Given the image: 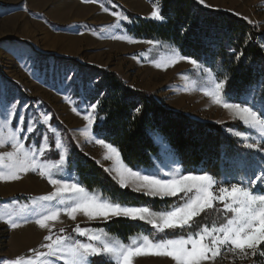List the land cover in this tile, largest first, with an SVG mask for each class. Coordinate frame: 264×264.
<instances>
[{
  "label": "rangeland",
  "instance_id": "374dc122",
  "mask_svg": "<svg viewBox=\"0 0 264 264\" xmlns=\"http://www.w3.org/2000/svg\"><path fill=\"white\" fill-rule=\"evenodd\" d=\"M153 3L154 0H0V129L4 128L7 112L13 113L11 127L17 125V116L23 117L20 127L25 129L21 133L22 138L27 136L25 146L34 144L40 147L46 135L50 151L40 159L50 163H60L63 150L55 148L59 139L68 152L66 161L58 170L59 176L79 181L68 164L70 146L67 131L83 152L105 169L114 168L113 160L104 158V147L94 142L100 138L94 131V124L90 130L87 129L84 118L92 111L90 94L102 88L103 72L117 74L125 84L153 94L165 106L194 119L220 124L238 120L205 94L213 81L219 82L208 67L199 61L203 69L210 71L195 69L187 61L165 67L173 54L183 55L176 46L160 40L138 38L128 32L130 14L153 19L150 15ZM202 5L247 18L264 32V0H205ZM113 12H123L129 19L120 21V26L116 27L117 18ZM150 40L156 43H147ZM44 115L51 117L47 124L43 123ZM29 124L35 127L32 133L26 131ZM229 131L234 136L237 131L247 134L248 141L237 136L245 143L258 138L256 132L248 128ZM159 142L162 151L154 164L138 169L160 167L169 172L173 161L181 168L168 147ZM10 151V145L0 147V153ZM123 163L127 165L124 160ZM109 173L113 177L117 175L115 171ZM129 187L133 189L131 185ZM53 190L47 179L33 172L23 175L20 180L0 181V216L3 217L0 219V261L31 256V249L46 250L40 246L48 243L45 237L49 230L41 229L34 222V213L40 210L38 198ZM95 193L104 197L101 192ZM9 218L21 226L11 228L5 223ZM99 222L105 220H90L83 215L72 220L62 214L58 221L50 224L54 236L71 235L83 240L72 231L79 225L81 228L103 229L109 236L120 239L105 228L90 226ZM30 233H34L31 240L24 241ZM140 235L147 234L134 237ZM136 264L174 262L167 257L144 256L138 257ZM212 264H264V259L251 255L240 258L222 250L221 256Z\"/></svg>",
  "mask_w": 264,
  "mask_h": 264
},
{
  "label": "snow or ice",
  "instance_id": "6c2138e0",
  "mask_svg": "<svg viewBox=\"0 0 264 264\" xmlns=\"http://www.w3.org/2000/svg\"><path fill=\"white\" fill-rule=\"evenodd\" d=\"M199 2L203 4L205 0ZM104 10L108 11L107 8ZM112 15L117 18L116 27L120 26V21L129 19L123 12H113ZM150 15L155 20L164 19L159 0H154ZM147 43L156 42L150 40ZM181 61L191 63L195 69L210 71L203 69L197 59L178 52L166 61L165 67L174 66ZM226 83V79L213 81L212 87L206 89L205 94L210 96L214 103L229 110L234 119L256 132L258 138L244 143V147L264 153V102L257 105L247 98L240 102H230L231 98L226 97L224 92ZM96 107L97 104H92V111L84 117L87 121L86 128L89 130L95 123ZM12 114L6 113L4 128L0 129V147L10 145L12 148L10 152L0 153V181L20 180L23 175L33 172L47 179L54 190L38 198L40 210L34 213V222L41 229L49 230V235L45 237L48 243L40 246L46 250L31 249V256L4 259L0 264H92L91 258L97 256L106 258L111 264H136V259L144 256L167 257L174 264H212L221 256L222 250L230 251L240 258L251 255L264 259V248L261 247L264 245V165L260 166L258 172H253L247 177V182L245 178H240L235 183L229 178L217 180L206 171L195 174L194 170H189L185 174L174 161L169 172H164L160 167L133 170L123 163L118 147L105 139L96 138L94 142L106 150L104 158L114 162V168L105 171L117 173L113 179L120 187L127 188L131 185L134 191L143 192L149 197L163 199L179 196L183 201L160 211H154L148 205L129 206L111 197H102L90 192L80 181L59 176L58 170L67 159V148L57 139L55 148L63 150L60 163L42 161L40 158L46 151H50L47 136L43 137L44 143L40 147L37 148L34 144L26 147L24 141L27 136H21L25 129L20 127L23 125V117L17 116V125L11 127ZM50 119L49 115H44L43 123L47 124ZM26 131L32 133L35 127L29 124ZM234 134L244 141L249 140L247 134L238 131ZM261 159L264 160V156ZM209 210L223 212L224 222L217 224L214 221L210 227L207 224L200 226L197 218ZM62 214L72 220H76L77 215H83L90 220L105 221L113 217H125L145 221L157 233L179 229L187 234L160 240L140 235L130 237L129 242L124 243L109 236L103 229L81 228L76 225L72 231L83 237V240L75 239L71 235L54 236L50 222L58 221ZM0 219L3 217L0 216ZM5 223L13 229L21 226L11 218ZM60 232L63 233L64 230L61 229Z\"/></svg>",
  "mask_w": 264,
  "mask_h": 264
},
{
  "label": "trees",
  "instance_id": "16d2710c",
  "mask_svg": "<svg viewBox=\"0 0 264 264\" xmlns=\"http://www.w3.org/2000/svg\"><path fill=\"white\" fill-rule=\"evenodd\" d=\"M159 7L163 20L130 14L128 32L138 38L170 43L183 55L197 59L219 82L227 80L224 92L230 101L247 98L257 105L264 102V47H261L264 32L244 17L208 8L198 0H159ZM101 82L102 88L89 96L91 102L97 104L94 131L118 147L122 159L131 168L153 165L162 151L159 141L178 159L184 173L206 171L217 180L229 178L235 183L245 178L247 182L246 178L264 165L263 153L245 148V142L230 133V129L247 130L241 121L220 124L194 119L165 106L153 94L125 84L113 72H103ZM66 133L70 146L69 168L90 192H101L121 204L148 205L155 210L183 203L179 196L161 199L130 187H120L113 176L83 152L68 131ZM224 220L223 212L209 210L197 218V223L211 226L214 221L219 224ZM90 226L105 228L124 243L141 233L154 240L187 234L179 229L157 233L145 221L125 217ZM91 259L92 264H111L101 256Z\"/></svg>",
  "mask_w": 264,
  "mask_h": 264
},
{
  "label": "bare ground",
  "instance_id": "6f19581e",
  "mask_svg": "<svg viewBox=\"0 0 264 264\" xmlns=\"http://www.w3.org/2000/svg\"><path fill=\"white\" fill-rule=\"evenodd\" d=\"M34 234V233H33ZM33 234L31 235V233L29 235H26L25 236V240L24 241H28V240H31L30 237L33 236Z\"/></svg>",
  "mask_w": 264,
  "mask_h": 264
}]
</instances>
